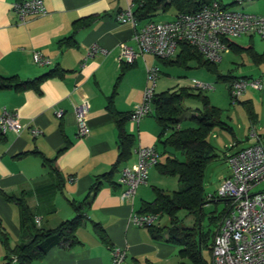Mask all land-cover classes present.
Returning <instances> with one entry per match:
<instances>
[{"label":"crops","instance_id":"crops-1","mask_svg":"<svg viewBox=\"0 0 264 264\" xmlns=\"http://www.w3.org/2000/svg\"><path fill=\"white\" fill-rule=\"evenodd\" d=\"M16 1L26 0H0V77H15L25 82L53 71L57 74L33 89L0 92V117L3 113L15 114L20 128L18 133L0 136V232L6 235L10 248L32 241V231L24 222L20 203L26 207L33 228L54 231L76 216L71 204L82 203L96 180L100 179L98 192L94 197L90 194L89 203L82 211L86 221L76 233L80 245L72 250L52 249L43 260L32 264H112L111 251L114 249L124 251V264H184L183 261L188 260L180 258L178 248L152 240L148 229H138L131 224L132 217L144 204L155 201L156 191L168 195L159 185L165 176L159 173L157 166L148 171L146 185L140 187L131 200L122 199L124 188L118 185L122 170L135 165V150L140 147H154L161 155L158 165L164 164L165 157L158 141L160 128L153 116L138 124L126 123L124 129L134 142L131 158L109 182L101 179L109 174L118 157L117 117L131 114L142 103L146 70L156 66L144 56L138 58L116 86L122 70L118 63V47L125 45L137 52L134 29L117 21L121 12L133 11L132 0H40L46 16L29 17L23 25L19 24L12 11ZM86 19H92L91 25L75 32L78 29L75 25ZM174 19L173 11L171 20L157 24L170 23ZM70 38L72 46H60ZM247 38L251 43L254 37ZM92 45H97L107 54H98L85 61ZM36 53L49 60L51 65L35 66L32 57ZM263 65L254 66L261 68ZM252 76L238 79L254 80ZM192 85L168 91L193 90ZM168 88L156 92V95L165 93L163 91ZM114 91L111 114L107 105ZM249 91L263 93L264 87L262 85L260 92ZM242 104L247 119L239 123L233 117L236 130L226 124L232 134L222 132L228 134L230 140L216 133L211 135L224 149L232 145L230 155L256 144L264 148V94L248 96ZM80 105L88 108L86 120L89 129L88 136L81 140L76 137L73 112L74 107ZM59 113H62L61 118L57 117ZM33 129L39 130L41 135L33 138L30 133ZM45 162L51 163V167H44ZM229 177L230 173L219 179L212 190H204L206 201L201 208L200 222L204 211L212 210L208 223L216 227V232L200 231L204 236V243L200 246L203 264L206 262L201 251L208 249L211 264L210 249L220 217L229 210L225 202L214 198L221 183ZM179 187L177 181L174 189L179 191ZM252 194H264V182L256 186ZM218 204L222 205L220 212H217ZM37 221L39 225L35 224ZM93 225L102 229L107 245L100 241ZM6 254L0 241V264H4Z\"/></svg>","mask_w":264,"mask_h":264},{"label":"built area","instance_id":"built-area-1","mask_svg":"<svg viewBox=\"0 0 264 264\" xmlns=\"http://www.w3.org/2000/svg\"><path fill=\"white\" fill-rule=\"evenodd\" d=\"M243 0H235L241 4ZM19 24L23 25L29 17L46 16L40 0L16 1L12 5ZM117 21L120 25H129L134 29V42L137 52L125 45H120L118 63L132 65L138 58L151 56L160 61L174 59L179 47L187 45L194 49L204 61L212 65L221 63L228 53V43L232 39L258 37L264 44V17L250 16L241 12H227L213 3L205 6L194 15H182L170 23L147 24L138 27L129 9L121 12ZM106 55L97 45H92L86 53L85 61L96 55ZM33 64L48 67L50 61L40 54H34ZM160 77L159 69L153 66L146 70V88L142 103L130 114L129 122L140 123L152 115V101ZM193 89L206 92L209 86L193 82ZM260 92V80H235L229 85V95L233 102H238L247 91ZM76 137L84 139L89 134L86 105L74 107ZM58 118L62 113L57 114ZM18 117L3 113L0 117V136L18 133ZM31 136L41 135L37 129L31 130ZM235 146V145H234ZM136 163L120 173L118 185L124 188L122 199L131 200L136 191L146 185L148 171L158 165L159 154L154 147H140L135 150ZM230 177L224 180L215 194V199L229 202V210L223 215L217 233L211 245V264H264V194L253 195V189L264 182V148L261 144L226 156ZM158 216L137 214L131 224L138 229H149L157 225ZM39 225L37 221L35 223ZM112 264H124L125 253L122 250L111 251Z\"/></svg>","mask_w":264,"mask_h":264},{"label":"trees","instance_id":"trees-1","mask_svg":"<svg viewBox=\"0 0 264 264\" xmlns=\"http://www.w3.org/2000/svg\"><path fill=\"white\" fill-rule=\"evenodd\" d=\"M217 0H132V15L138 27L147 24H157L156 18L160 15H166L170 10L175 13V18L182 15H194L201 11L205 6L218 3ZM253 1V0H243ZM233 4H236L233 0ZM221 7L225 9L222 5ZM92 19H86L83 23L76 24V31L86 29L91 25ZM73 40L70 38L64 41L60 46H72ZM228 49L235 54H245L249 60L256 66L264 64V53L257 55L252 47L241 49L234 43H228ZM161 66L172 68H186L188 63L195 62L197 68L205 70L214 76L218 82L229 85L236 79L230 75L223 77L218 73V66L207 63L202 57L191 47L181 45L178 54L173 60L160 61L156 59ZM130 65H122L120 76L116 82L123 78L125 72L132 68ZM56 71L50 72L48 75L35 79L33 81L22 82L15 77H0V92L14 91L22 92L36 88L43 80L51 76H55ZM203 92L197 90L178 89L176 91H168L159 95H155L152 101V115L156 124L160 128L159 143L162 148V156L165 157L163 165H157L159 173L165 177L176 178L178 183L182 185V189L166 195L161 191H156V199L152 204H144L138 214H153L158 216L157 225L149 228L148 231L152 240L165 242L180 250L179 256L187 259L191 264H203L200 258V246L204 243V236L198 229V224L202 218V211L206 201L204 193L203 180L204 172L208 165L217 159L215 149L209 144V137L217 132H227L232 134V130L222 121V112L210 106L209 100ZM109 100L107 110L113 113V99ZM185 100H193L200 104L201 109L190 111L182 107ZM233 102V101H232ZM236 103V102H234ZM244 105V104H242ZM248 114L251 116L250 110ZM129 115H119L115 122L118 133V157L116 163L111 168L108 175L101 179L110 181L119 169L126 164L131 158L133 149V138L127 134L124 127L129 121ZM183 122H189L195 125V128L182 130L180 125ZM236 146V145H235ZM161 156V155H160ZM44 167H51V163L45 162ZM97 179L90 191L92 197L96 195L99 188ZM90 194L80 204H71L76 216L67 222L60 224L54 231L44 232L33 228L32 219L26 207L20 203L24 222L32 231V241L27 245H19L11 249L5 234L0 232V241L6 251L4 264H32L41 261L46 254L52 249L72 250L79 246L80 243L76 238L77 231L83 227L86 218L82 215L85 205L89 203ZM11 202L10 199H7ZM220 201V200H219ZM225 202L229 206L228 201ZM185 212L187 217L194 221V227L191 229H180L177 225L179 220L177 214ZM221 215L220 219H222ZM166 218L170 224L168 227H160L159 222ZM211 219V221H213ZM218 220V219H217ZM100 241L107 245L105 237L102 236L103 231L98 225H93Z\"/></svg>","mask_w":264,"mask_h":264},{"label":"rangeland","instance_id":"rangeland-1","mask_svg":"<svg viewBox=\"0 0 264 264\" xmlns=\"http://www.w3.org/2000/svg\"><path fill=\"white\" fill-rule=\"evenodd\" d=\"M216 2H219L227 12H241L250 16L264 17V0L242 1L239 5L233 4V0H217ZM172 16L173 10H170L166 15H160L158 18H156L155 22H168L169 20H171ZM231 43H234L241 49H247L250 47V45H252L256 53L262 54L264 52V44L258 37H254L251 43L247 37L232 39ZM144 57H146V59L151 63L155 64L161 72V75L156 84L155 93L161 92L164 88L168 87L169 88L165 89V91L163 92H167L168 90H172L173 88L177 87L192 85V82L209 86L210 89L206 92H203L202 94L209 99L210 105L212 107L217 108L222 112V121L234 130H236V121H234L233 117L236 118L237 122L239 123L242 120L247 119V113H245V109L242 108L241 104L246 101V98H248V96H262L264 94V92L252 93L248 91L243 97H241V99L238 100V102L234 103L230 98L228 85L222 82H218L214 76L210 75L203 69L197 68V64L195 62L188 63L186 68H167L161 66L158 62H156V59L151 56L147 55ZM218 73L220 76L226 77L230 75L236 79L241 77L247 78L250 76V74L255 76H252L254 80H258V77H261L260 80L264 87V65L261 68L255 67L253 64H251V62L245 55H234L231 52L223 56L222 63L218 65ZM182 107L192 112L201 109L200 104L193 100H185L182 103ZM233 121L235 124L233 123ZM180 127L182 130H185L189 128H195V125L189 122H183ZM215 133L223 135L226 137V139L230 140L228 134L219 131ZM238 134H240V132H238ZM212 136L209 137L208 142L215 148L217 159L210 163L204 172L203 187L205 192H208V190H212L216 186L219 179H223L230 173L229 166L224 158L230 155V152L232 151V145L228 146L227 149H224L217 144V141L212 139ZM176 183V178L164 177L159 185L160 187L162 186L163 190H165L168 195H171L173 192H177L176 189H174ZM179 186V190H181L182 185L179 184ZM217 207V212H220L222 209V205L218 204ZM212 213V210L204 211V217L198 225V228H200L201 232H216V227H213L208 223V217ZM177 219L179 220L177 226L180 229H191L194 227L193 220L187 217L186 213L183 211L177 214ZM159 226L170 228V224L166 218L162 219L159 222ZM208 244L210 246L211 241ZM201 257L206 262V264H210L208 249H202ZM183 262L184 264H189L188 261Z\"/></svg>","mask_w":264,"mask_h":264},{"label":"water","instance_id":"water-1","mask_svg":"<svg viewBox=\"0 0 264 264\" xmlns=\"http://www.w3.org/2000/svg\"><path fill=\"white\" fill-rule=\"evenodd\" d=\"M202 207H200V209H201Z\"/></svg>","mask_w":264,"mask_h":264}]
</instances>
